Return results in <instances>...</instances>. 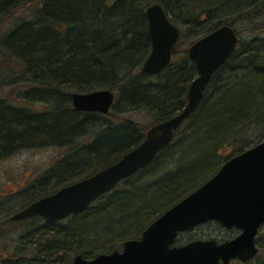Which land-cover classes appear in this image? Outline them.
I'll return each instance as SVG.
<instances>
[{
    "label": "trees",
    "instance_id": "obj_1",
    "mask_svg": "<svg viewBox=\"0 0 264 264\" xmlns=\"http://www.w3.org/2000/svg\"><path fill=\"white\" fill-rule=\"evenodd\" d=\"M25 1L2 0L0 8L16 11ZM243 1L117 0L109 5L107 0H43L31 19L0 40V57L7 67L14 62L22 66V81L27 88L24 98L14 96L15 101L39 102L45 109L17 106L10 99L0 102V149L10 153L37 143L74 146L79 139L90 137L81 149L88 155L82 163H72L67 157L54 166L58 169L51 172L56 174L53 186L44 184L40 189L46 194L115 163L134 149L146 132L138 122L121 114L146 109L156 115L157 121L168 119L184 107L187 88L198 74L187 56L189 47H181L179 42L165 70L155 75L142 72L152 50L146 9L154 2L161 3L182 33L197 25L198 15L210 16L221 4L223 10H238ZM173 7L183 11L180 23L171 17ZM262 9L264 0H253L246 14ZM238 11L235 18H219L215 25L197 30L190 43L220 25L234 26L235 19L244 14ZM256 26L264 29V22ZM263 46L264 38L255 37L249 43L241 38L231 57L212 76L200 106L179 128L168 148L84 211L62 221L45 222L33 239L35 256L20 255L3 263L67 264L77 254L91 259L119 250L125 241L140 239L151 222L236 156L225 152L251 148L252 141L245 139L249 132L253 140L260 138L261 142ZM225 69L227 77L221 74ZM100 88L112 89L117 95L109 114L78 112L71 105L72 92ZM188 153L193 156L188 167L181 161L170 168L162 165L164 160L180 159L170 156ZM258 252L244 264H264L263 252Z\"/></svg>",
    "mask_w": 264,
    "mask_h": 264
},
{
    "label": "water",
    "instance_id": "obj_2",
    "mask_svg": "<svg viewBox=\"0 0 264 264\" xmlns=\"http://www.w3.org/2000/svg\"><path fill=\"white\" fill-rule=\"evenodd\" d=\"M145 14L152 50L141 70L155 75L171 64L180 28L171 21L161 3H152ZM240 41L239 33L231 24L220 25L197 38L189 45L187 56L197 67L198 74L189 84L187 102L177 114L152 125L146 137L115 163L39 198L10 219L18 221L37 216L47 223L62 221L84 211L97 198L116 188L121 180L155 160L196 112L212 76L231 57ZM70 95L76 111L101 115L111 112L117 96L108 88ZM209 221L241 232L223 242L212 238L175 244L180 233ZM263 223L264 140L227 159L212 178L151 222L140 239H129L121 250L101 253L91 259L77 254L67 264H231L232 260L246 263L259 254L255 239Z\"/></svg>",
    "mask_w": 264,
    "mask_h": 264
},
{
    "label": "rangeland",
    "instance_id": "obj_3",
    "mask_svg": "<svg viewBox=\"0 0 264 264\" xmlns=\"http://www.w3.org/2000/svg\"><path fill=\"white\" fill-rule=\"evenodd\" d=\"M1 1L2 0H0V6H2ZM42 1L43 0H27L24 2V5L16 11L11 9L6 11L0 8V40L21 22L31 19L34 16V10L41 5ZM116 1L117 0H107V3L111 5ZM220 3H222V1ZM251 4H253V0H245L243 3H240V6H238L240 8L238 10H243L244 14L236 18L234 23L236 32H238L242 40L247 43L252 41L255 37L264 38V29L256 26L257 23L264 22V9L260 12H253L251 15H247L246 12L250 10ZM173 9L171 17H175L177 23H180L181 12L183 11L182 9H175L174 7ZM238 10L237 8H229V11L227 9L223 10L221 4L218 5V7H214L215 12L210 16L208 13H203L202 16L198 15V22L201 23L197 22V25L191 29H186L184 32L180 33V38L178 40L179 46L184 48L187 46L189 47L191 44L190 41L195 37L194 33L197 30L207 29L215 25L219 18H235L240 12ZM1 55L0 52V56ZM11 59L12 61L14 60V58ZM3 62L5 61L0 57V102L10 99V101L17 106L45 109L39 102L31 104L30 102L23 103L21 101H15L16 98H19V100L24 98V92L27 88L22 81L24 76L21 70L22 66L14 62L12 63L13 66L11 65L10 68L2 64ZM221 74L223 77H227L229 72L225 69ZM121 115L122 118L126 117L138 122L139 125L144 128V131L154 125V122L158 119L154 113L146 109H138V111L135 110V112H125ZM246 138L252 141L253 145L251 147L257 145L260 139L257 138L253 140L251 132L246 135L245 139ZM242 140L244 141V139ZM263 140L264 138L261 142ZM90 141V137H85L79 139L78 143H74V146L37 143L32 146L16 148L15 151L10 153H5V151H2V148L0 149V264H5L3 263L4 260H9L10 258L20 255L35 256L36 247L33 239L41 232L42 225L45 223L44 218L29 217V219L14 221L10 219V217L25 208L32 200L37 199L39 194L43 193L40 192V189L44 187V184H50V187L53 186L55 180L54 176H56V174H51V172L57 171L58 168H54V166H58L65 157H69L72 163H82L88 155L86 150L81 149L84 144ZM239 152L242 151L225 153L233 156ZM183 153L185 154L186 150H184ZM184 154L182 157L179 154L170 156L180 157V159L170 158V160L162 161V165H165V168H170V166L181 161L188 167L190 166V160L193 156L190 154L191 157L189 153L188 156H184ZM164 158L169 157L165 156ZM47 178L48 180L45 182ZM240 232V229L231 228L227 230L223 228L219 222L209 221L194 229L180 233L175 244L185 245L186 242L192 240H207L212 238L217 240V242H223L235 238ZM256 241L258 249L263 252V256L264 223L259 228ZM120 247V249H122V246ZM232 264L244 263L235 261L232 262Z\"/></svg>",
    "mask_w": 264,
    "mask_h": 264
},
{
    "label": "flooded vegetation",
    "instance_id": "obj_4",
    "mask_svg": "<svg viewBox=\"0 0 264 264\" xmlns=\"http://www.w3.org/2000/svg\"><path fill=\"white\" fill-rule=\"evenodd\" d=\"M145 133H146V132H145ZM144 136H145V135H144ZM145 137H146V136H145ZM145 137H144V138H145ZM76 143H78V141H77ZM66 158H67V157H65L64 159H66ZM56 191H57V190H56ZM54 192H55V191H54ZM54 192H50V193H54ZM50 193H49V194H46V193L41 194V193H40V194H39V197H38L37 200H39V198H41V197H44V196H48V195H50ZM37 200H35V201H37ZM33 202H34V201H33ZM30 203H32V202H30ZM30 203H29V204H30ZM29 204H28V205H29ZM28 205H26V206H28ZM26 206H25V207H26ZM35 217H36V216H35ZM38 218H40V217H38ZM26 219H29V218H26ZM255 241H256V239H255ZM256 244H257V241H256ZM257 247H258V246H257ZM235 261H237V260H232V261H231V264H232V262H235Z\"/></svg>",
    "mask_w": 264,
    "mask_h": 264
}]
</instances>
